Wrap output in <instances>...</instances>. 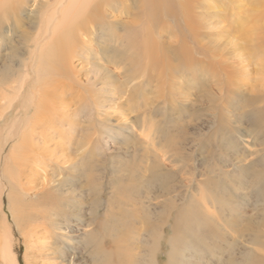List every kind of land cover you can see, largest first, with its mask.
Returning a JSON list of instances; mask_svg holds the SVG:
<instances>
[{
  "label": "rangeland",
  "instance_id": "obj_1",
  "mask_svg": "<svg viewBox=\"0 0 264 264\" xmlns=\"http://www.w3.org/2000/svg\"><path fill=\"white\" fill-rule=\"evenodd\" d=\"M18 1L13 6H19V10L15 15L9 13L10 19L3 20L0 28V33L3 31L0 79L2 75H8L3 73L8 65L19 70L17 75L10 76L11 82H0V147L7 139L10 124L14 119L18 120V110L20 118H24V109L21 111L19 105L24 95L30 113L33 112L31 89L36 72L42 74L44 71L45 75L48 68L43 64L41 69L32 66L34 57V62L38 58L34 54L36 43L44 38L43 35L37 37L36 20L40 12L38 8L33 11V0L22 5ZM122 1L124 4L116 13L111 11L112 33L121 37L128 33L127 38L136 44L135 53H141L139 64L145 63L143 54L147 52L148 59L150 55L153 57L150 60L156 69L151 72L153 67L147 59L144 77L141 67L140 70L132 68L135 71L127 78L120 69L113 71L116 85L125 84L121 91L115 90L112 97L119 103L128 97L133 111L128 105L121 106L122 110L110 109L113 113H105V127L97 131L99 134L95 131V116L91 118V126L82 122L90 118L88 113L92 107L77 115L78 132L70 139L66 137L68 126L54 120L55 127L49 128L45 136L48 148L56 154L52 160L49 156L39 157L48 164L47 177L50 178L52 173L60 174L59 168L67 167L66 163H59L64 161L63 156L67 153L75 156L71 164L84 154L78 144L80 133L87 135L85 141L93 137L84 157L88 156L87 175L99 178L90 184L99 191L101 199L96 233L97 249L102 255L100 264H173L175 260L178 264H230L229 261L238 259L243 264H264V89L253 86V72H249L248 79L228 87V104L222 103L229 67L240 62L236 56L239 51L246 52L245 47L252 46H246L243 39L250 33L256 37L254 44L259 41L264 44V0ZM53 2L47 0L44 4H48V8ZM185 7L193 9L191 18L184 16ZM123 21L127 23L124 22L126 31ZM101 36L106 39L107 33L104 31ZM92 46L98 54L103 45ZM153 51L158 58H154ZM73 64L76 69L81 66L80 79L85 82V61L74 58ZM250 65L249 70H255L254 65ZM108 67L113 68V65ZM56 75L50 69L49 76L53 79ZM15 76L18 77L14 79ZM63 79L58 76L59 82ZM62 84L67 98L77 100L79 86L68 81ZM19 85L23 96L9 107ZM62 105H56V109L63 108ZM76 106L75 101L67 107L73 109ZM8 149L9 145L4 146L0 154V220L5 218L8 223L17 263L27 264L24 260L26 252L29 260L32 254L35 255V261H32L36 264L54 263L59 259L50 255V237L44 236L42 229L37 227V220L31 227L43 246L41 254L35 248L31 249V254L24 237L18 233L10 212L14 203H10L3 176V157ZM43 173L33 177L37 189L41 188ZM88 179L80 177V184ZM72 182H79L77 174L72 173ZM83 189L89 193L86 186ZM93 193L90 192L87 199ZM229 198L231 202L227 203ZM90 206L87 200L81 215L71 214L57 238L66 230L65 235L72 238L81 234L85 223L94 219ZM37 207L38 200L33 198L26 203L25 210L37 211ZM48 207L50 204L46 209ZM251 229H260V238L253 244L257 258L255 252L252 253L254 258L244 257L243 246L251 245L247 243ZM72 242L78 250L73 248L70 253L78 259L81 244ZM67 248L63 247L65 251ZM66 258L68 256L64 255L63 264ZM87 259L85 263L76 264H90ZM0 264H4L1 254Z\"/></svg>",
  "mask_w": 264,
  "mask_h": 264
},
{
  "label": "bare ground",
  "instance_id": "obj_2",
  "mask_svg": "<svg viewBox=\"0 0 264 264\" xmlns=\"http://www.w3.org/2000/svg\"><path fill=\"white\" fill-rule=\"evenodd\" d=\"M15 1L16 0H0L1 29H2L1 26L3 24V20L9 18L8 16L9 13L10 15L11 13L15 15L16 10H19V6H13ZM27 1L28 0H19L18 2H20V4L22 5V4H26ZM45 1L47 0H33L34 3L33 11L36 10V8H38L37 10L38 12H40V17H38L36 20L38 24V31L36 30L37 28L35 29L38 32L37 37H39V35L41 36L43 35L42 37L44 38L41 37L42 40L38 41L37 43L33 39L36 43V47H35L36 49L34 50V54L36 56L38 55V58L36 62H34L36 58L34 57L32 66L33 68L38 67L39 69H41L43 68L44 65V66H48V68L46 69L47 71L45 75H44V71L42 72V74H38L34 69L36 72L35 75L36 78L34 82L35 83L34 87L31 89L34 100V103H32L33 105L32 107H34L32 113H30L29 102L27 101L26 95L24 96L22 95L23 94L21 91L22 86L19 85V87L16 89V92L14 93L15 97H13L10 100L9 107L13 105L14 101L19 102L18 101L19 98L23 96L22 101L19 102V105L21 111H23L24 109V118L22 119L20 118L19 110H18L17 112L18 114L16 113L19 116L18 120L14 119L13 122L10 124L9 126L10 129L8 131L6 130L7 139L6 141H4V144L0 147V154H1L3 152L4 146L9 145V149L5 154V156L3 157V176L7 183L6 188L8 189L7 192H8V197H10V203L11 204L14 203L12 206L10 205L11 206L10 212L12 213L11 215L17 227L18 233L21 235V237H24V241L26 242L25 246L27 245L29 246V252H31V254H32L31 251L32 248L38 250L39 254H41V252L43 251V246L38 240V236H36L35 233L36 231L34 227H31V224L37 220L38 221L37 227L42 229L44 236L49 235L50 237L48 239L51 242V245L49 246L51 253L50 255H56V258L59 259L58 261L56 260L54 262L55 264H63L62 262L65 261L64 255L68 256V259L66 258L67 261L64 264H76L79 262L85 263L87 259L85 258L84 255L85 251H86L85 252L86 255L89 256L88 259H90L91 261L90 264H100V259L102 258V255L101 252L97 249L98 244H97L96 233H97L98 212L101 206L100 204L101 199H100V195L98 194L99 191H96L94 185L90 184V182H94V180L95 181L99 180V178L97 176L92 177L91 175H87L86 162L88 161L87 159L88 156L84 157L85 152H87V145L89 143L90 145L92 144L90 141V138L92 136L88 137L89 139L85 141L86 140L85 136L87 135H85L84 133L83 134L80 133L78 144L82 153L84 154H81L78 158H76L75 163L71 164V160H73L75 156H72L71 152L67 153L66 155L63 156L64 161L59 162L60 165H64L66 163L65 165H67V167L65 166L64 168L63 167L59 168L60 174L63 173L62 171H64L65 173H63L62 175L58 173H52L51 177L48 178L47 173H45L48 164L44 163L41 160L42 158L39 157L49 156V160H52L51 157L54 156L53 154L55 152L54 150L48 148L47 145L48 138L45 136V132H48L49 128H52V126L55 127V125L53 124L55 120V122L56 121L62 122V126L63 125L68 126L66 131V137L68 139L75 137L78 132V127L76 124V122H78V119L76 117L78 114L85 113L86 111H88L89 110L88 107H92V110L91 111L89 110L90 113H88L90 115V118L88 120L87 118H85L82 120V122L83 121L86 122V125L93 124V120L91 118L95 116L94 123L96 125L95 126L96 132L99 131V129L104 130L103 129L105 127L104 123L106 121V119L104 118L105 113H113V111L111 110H122L121 106H126V105L130 106L131 111H133L132 105H130L128 97H125V99L120 103L117 102L116 99H114V97H112L115 94V90L118 91L120 89L121 91L122 87H124L125 84L123 82L122 84L116 85L115 83L116 76L113 71L115 69H120L123 72L124 76H126L127 78V75L129 76L131 75V73H133V71H135L134 70L136 69L135 67H137L139 70L141 67L142 71L140 70V72L141 73L143 72L142 77H144V73H145L144 70H145V66L147 65L146 62L150 60V58L153 59V57L150 55V58L148 59L149 57L148 53L146 52L147 53L146 54L144 53L145 51L142 50L144 53L143 61L145 63H143L142 65L139 64L140 61L138 60V58L140 57L138 56L141 53H139L138 55L137 53H135L134 50H136V48L134 46L136 44H133L134 42L128 39L129 38L127 36L128 33H125L123 37H121L119 34L118 36L115 33H112L113 25L110 24L111 22L109 19L111 18V14H113L114 12L116 13L117 10L120 7H122L124 1L122 0H54V2L48 8H47L48 4H44ZM136 1L137 0H135V2ZM39 8L41 9L39 10ZM184 10H186V13L184 15L185 17L191 18L194 15L192 13L193 10L192 8L185 7ZM111 11H113V13ZM119 21L122 22V20ZM124 22L125 21H123V25H124L123 30L126 31L127 25H125ZM116 24L117 23H115L114 25L116 26ZM119 24L120 26L122 25L121 23ZM120 28H122V26ZM104 31L107 33L106 39L104 38L105 41H103L104 39L101 36L102 32ZM1 33H0V38H1ZM98 37H100L101 39H99ZM45 39L46 42L43 43ZM254 39H256V37L250 35V33L243 39L245 45L246 46L252 45L251 47H253L254 50L251 49V47H245L246 52L239 51V53L236 56H239L240 62L237 63V65H233V66L231 65L229 67L230 72L227 74V77L229 79L227 85V91L226 93H223L225 98H223L222 103L228 104V100H229L228 95L230 94L228 92V89L230 88L228 87L229 86L233 87V85L238 83L239 80H241L242 82L244 79L245 80L248 79V76H250L249 72H253L252 73V80L254 81L253 86H255V88L260 87L261 89H264V44H262L261 41H259L257 44H254ZM94 44L95 45L97 44L99 46L103 45L99 48L98 54L96 53L95 49H93L92 45ZM129 49L132 51L129 52L130 51ZM152 53L154 54V51ZM155 54H154L155 56L154 58H158L156 57L157 56L156 52ZM134 57H137L135 58L136 60L134 59ZM240 57L243 58L242 61ZM74 58H77V60L80 59V61L81 60L85 61L84 66H86V70L83 71L86 76L85 82H81L79 73L82 72L83 69L80 68L81 66L78 69H76V67L73 64ZM27 59L28 58H26L25 60ZM43 62H45L46 64ZM150 62L153 67L151 60L148 63ZM153 62L155 63V59ZM156 64H158V62ZM250 64L254 65L255 70L253 69L249 70ZM108 65H113V68L108 67ZM155 67H153L151 72H153V70L156 69ZM146 68L148 69V65L146 66ZM50 69H52L53 73H57V75L60 78L62 79L64 78L63 79L64 81L59 82L57 75H56L57 77H53L52 79V76H49ZM18 71L19 70L15 67H12V65L6 66L3 70V73L6 72L8 73V75H2L0 82H5V83L11 82L10 76L13 74L17 75ZM148 72H150V70ZM148 75L149 74L147 73V78ZM17 77L15 76L14 79H16ZM160 78L162 80V77H160L159 75V80ZM51 80L53 81V83ZM159 80L157 78V81ZM65 81L72 82L75 85L79 86L80 89L77 100H75L74 97L68 99L67 96L65 95L64 86L62 84ZM135 81L136 80H134V82ZM98 83H101V86L96 87ZM159 83L161 85V82ZM11 88L12 87H10V89ZM12 90L14 91L13 88ZM82 99H84L86 102L84 101L85 103H82L83 102ZM74 100L76 101L77 106L74 107L73 109H70L71 107L68 108L67 107L68 104L72 106L73 102H75ZM58 103L61 105L63 104L62 105L63 108L57 110L56 105H59ZM224 107L225 106H223V108ZM144 108L146 109V105L144 106ZM63 109L64 111H62ZM68 109H70L69 111L71 112H68ZM120 114L122 115L121 112ZM51 117H53L54 119ZM46 121H48V123L45 125ZM152 129L153 128H151V130ZM97 133L99 134V132ZM59 134L61 135V133ZM88 134H90V132ZM146 136L147 135H145V137ZM148 136L150 137L151 135L148 134ZM147 139L148 138H146L145 140ZM37 144H41V146L39 147L37 146ZM40 150L41 152H39ZM91 167L93 166L91 165ZM41 171H44L43 173L44 175H42L41 176L42 179H40L42 181V184L39 183L41 184V188L37 189V184L35 180H33L35 179L33 177ZM72 173L77 174V178L79 180L78 183L72 182ZM79 174L81 176H79ZM80 177H84V178L88 177L89 179L88 181H86L81 185ZM84 186H86V190L89 193L94 192L91 195L90 199H87L89 193L85 192V190L83 189ZM1 189L2 188L0 187V192ZM30 193H33V195ZM33 198L35 200H38V207H37L38 209L37 211L35 210L36 212L35 211L27 212L25 210L26 203H29V199L31 200ZM86 199L91 204L90 210H92L94 219L87 221V223H85L86 225L82 227L81 234H78L74 238L65 235L68 233L67 230L60 238H57V236L61 233V228H62L61 226H64L68 222L71 214L72 215L82 214L83 211H81V209L85 207V205L87 204ZM226 202L227 203L231 202V198L226 199ZM47 204L48 205L50 204V207H48V209H46ZM259 232L260 229L257 230L251 229L247 241V243L251 245L243 246L245 248L244 257L254 258L252 253L255 252L254 255L257 258L256 249L253 244L256 240L260 238ZM241 235L242 234H240V236ZM72 241L76 243L79 242L81 244L79 247V250L81 252V255L78 256L79 260L74 256V254L72 255V253H70L73 252V248H76L75 250H78L76 244H73ZM81 241L83 244L81 243ZM13 242L14 239L10 235V229L8 228V223L5 220V218H2L0 220V254L4 264H18L16 254L13 251V247H12ZM63 247L65 248L68 247V248L65 251ZM173 249L174 248H172V250ZM178 251L180 253V249ZM34 258L35 255L32 254L29 260V258L27 257V252L25 253L24 260L27 264L34 263L33 262L35 261ZM178 263L179 261L175 260L173 264H178ZM229 263L243 264L239 259L232 262L229 261Z\"/></svg>",
  "mask_w": 264,
  "mask_h": 264
}]
</instances>
